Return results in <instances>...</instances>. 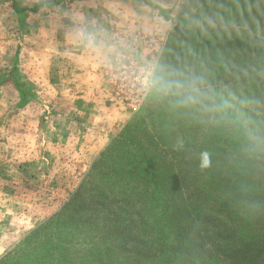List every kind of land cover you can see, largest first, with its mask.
<instances>
[{"label": "trees", "instance_id": "16d2710c", "mask_svg": "<svg viewBox=\"0 0 264 264\" xmlns=\"http://www.w3.org/2000/svg\"><path fill=\"white\" fill-rule=\"evenodd\" d=\"M186 3L198 11L180 18L159 64L202 77L215 100L151 90L77 193L0 264H264V44L234 29L264 24V0L208 5L221 28ZM224 97L226 116L212 107Z\"/></svg>", "mask_w": 264, "mask_h": 264}, {"label": "rangeland", "instance_id": "374dc122", "mask_svg": "<svg viewBox=\"0 0 264 264\" xmlns=\"http://www.w3.org/2000/svg\"><path fill=\"white\" fill-rule=\"evenodd\" d=\"M195 1L200 8L206 6L203 16L207 21L221 28L223 23L218 21L223 19L216 20L208 5L223 6L227 2ZM42 2L48 6L35 13L15 11L31 10ZM178 2L170 13L157 11L165 23L157 25L159 32L154 27L150 35L162 34L164 44L156 53L149 54V60L159 63L180 18L198 11L197 6H188L186 0ZM230 4L229 0L226 7ZM230 8L236 9L237 5ZM86 9L88 0H0V235L7 230L17 231L22 223L21 230L27 231L57 215L77 193L101 155L93 158L100 135L111 138L105 150L141 110L130 111L126 122L116 124L100 122L109 113L66 112L65 125L61 113L55 111L58 107L62 110L63 104H72L74 99L69 92L63 94L57 88L55 62L61 55L70 57L75 53L76 42L90 46L84 38L85 33H91L84 20L88 16L79 15L85 14ZM234 24L236 27L238 23ZM234 29L250 41L264 44V24L256 30L243 26ZM179 52L186 53L184 45ZM47 70L54 77L48 89L43 82ZM15 83L25 88L28 94L25 100Z\"/></svg>", "mask_w": 264, "mask_h": 264}, {"label": "crops", "instance_id": "0c3cea01", "mask_svg": "<svg viewBox=\"0 0 264 264\" xmlns=\"http://www.w3.org/2000/svg\"><path fill=\"white\" fill-rule=\"evenodd\" d=\"M178 1L180 0H88V9L84 11L85 14L79 15L88 16V19L84 20L88 23L89 28L87 30L89 32L104 29L105 32L101 35L109 36L114 43L123 42L128 45L127 49H120V51L127 53L132 46V37L136 33L143 32L145 35H150V31L152 32L154 27H156L155 31H158L157 25H160V23H158L157 17L160 16L157 11L162 12L164 10L163 13L165 11L170 13L173 9L175 10ZM42 4L46 5L43 2L40 5ZM17 10L16 8L15 11L18 14ZM146 31H149V34ZM156 34L163 37L162 34ZM77 43L73 45V52L75 53H72L70 57L61 55L58 62H55V64H58V72L55 78L57 88L60 87L63 94L69 92L74 97L72 104H63L62 110L58 107L55 111L61 113L64 118V125L68 122L64 113L85 111L109 113L100 121L106 124H116L122 120L126 122L130 117V111L115 101L111 84V71L119 62V55L114 51L94 49L91 45L82 46ZM149 54L145 50L140 53V57L147 60L150 57ZM49 71H51V68H49ZM43 80L46 83V89H48L50 83H53L54 77L49 75L47 70L46 77H43ZM66 87L70 89L68 91L64 90ZM62 90L58 91L61 92ZM108 137L106 134L100 135V141L98 142L100 145L96 147V153L93 152L96 154L93 157L94 159L102 153L108 144L111 139ZM23 225V223L20 227L18 225L19 229L17 231L7 230L4 231L6 233L3 232L4 234L0 235V256H4L11 248L21 242L27 233L38 226V223L27 231L21 230Z\"/></svg>", "mask_w": 264, "mask_h": 264}, {"label": "clouds", "instance_id": "9594fccd", "mask_svg": "<svg viewBox=\"0 0 264 264\" xmlns=\"http://www.w3.org/2000/svg\"><path fill=\"white\" fill-rule=\"evenodd\" d=\"M160 24H164L162 17H157ZM104 29H98L91 33H85V40L94 49H104L105 51H114L121 58H128L124 52L120 51L121 48L127 49L129 46L123 42L114 43L112 39L101 33H104ZM133 75L138 78L141 85L147 89L154 90L164 95H173L180 97V103L186 105H198L203 103L204 100H215L216 94L210 92V85L205 86L206 82L202 77L197 75H185L175 70L169 69L163 64L154 62L151 60L144 63H133L132 65ZM240 103H247L246 101H240ZM216 111L227 115V110L234 107L231 98L224 97L220 102L212 105ZM185 147L183 141H178L174 145V149L177 151L183 150ZM209 165V158L207 152H201L199 154L198 166L203 169Z\"/></svg>", "mask_w": 264, "mask_h": 264}, {"label": "built area", "instance_id": "2783aa9c", "mask_svg": "<svg viewBox=\"0 0 264 264\" xmlns=\"http://www.w3.org/2000/svg\"><path fill=\"white\" fill-rule=\"evenodd\" d=\"M129 52L124 53L128 58H121L112 68L111 84L113 98L129 111H139L142 109L150 95L151 90L143 87L137 77L133 75V63H144L140 53L148 51L150 54L156 53L164 44V40L158 34L145 35L138 32L132 37ZM141 51V52H140ZM154 61V59H150Z\"/></svg>", "mask_w": 264, "mask_h": 264}]
</instances>
